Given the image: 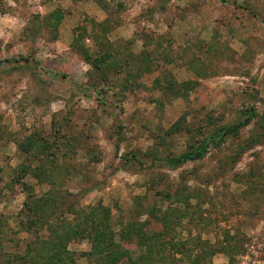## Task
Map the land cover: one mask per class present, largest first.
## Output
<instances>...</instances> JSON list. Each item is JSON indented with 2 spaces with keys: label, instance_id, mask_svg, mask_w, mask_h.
Masks as SVG:
<instances>
[{
  "label": "rangeland",
  "instance_id": "1",
  "mask_svg": "<svg viewBox=\"0 0 264 264\" xmlns=\"http://www.w3.org/2000/svg\"><path fill=\"white\" fill-rule=\"evenodd\" d=\"M263 112L264 0H0V264H264Z\"/></svg>",
  "mask_w": 264,
  "mask_h": 264
},
{
  "label": "trees",
  "instance_id": "2",
  "mask_svg": "<svg viewBox=\"0 0 264 264\" xmlns=\"http://www.w3.org/2000/svg\"><path fill=\"white\" fill-rule=\"evenodd\" d=\"M52 17L55 18L54 20L56 23H59L62 19V16L59 12L53 13ZM49 19L51 20L50 16H49ZM24 61L27 62V60H24ZM255 118H257V114L254 112H251L247 116H245L242 121H240L238 123H234V124H231L229 126H223V127L218 128L217 130L214 131V133L210 137L206 138L197 149L187 151V152L182 153L176 157H172L170 159L164 160L165 166L168 167L169 169H177V168H179V167H181L187 163H194V162L202 161L212 150L217 149L221 144H223L226 139L236 137L240 133V131L242 129L248 127ZM262 118L264 119V112L262 114ZM28 147H30V148H28ZM31 147H32V145L31 146L30 145H28V146L23 145V146H20V149L24 153L28 154L31 151V150H29V149H31ZM40 155L41 154H36L33 159L40 161L39 160ZM38 170L39 171L41 170L42 172H44V169H42V168L40 169V167H37L36 169L33 170L28 164V165H25L23 167L22 174H25V175L30 174V175L35 176L36 173L37 174L39 173V172H37ZM17 181H19V180L17 179ZM45 181H47V184L55 187L54 183L51 184V178L49 176H45ZM27 191H28V196H30V198H31L32 192H30V189H28ZM50 195H51L49 197L50 199H46L47 202L43 201L45 199L39 198L38 200L35 201L31 198V200H32L31 203L34 204L33 206H31V207H33L32 210L37 207L33 213L41 212L43 214V216H42L43 218L47 215L46 219L44 221H42V222H45V224H44L45 226H47L48 222L50 221V219L53 215V213L50 214L51 212H53V208H50V207H54V210H56V209L60 208L62 203L67 201L66 196H60V195L56 196L55 194H53V195L50 194ZM68 197H70V196H68ZM63 200H65V201H63ZM68 200H70V199H68ZM32 210L30 208L28 212L31 213ZM91 210H94L91 213V215L96 216L95 208H93ZM106 217L107 216H104L105 221L107 222L108 219ZM40 219H41V217L39 218V220ZM166 219H167V217L165 216V218L163 220L164 223H166V221L168 222V220H166ZM87 220L89 221V218H87ZM102 221H104V219ZM98 224H99V222L94 220L91 223V225L94 226L93 232L91 233V235H89V234H85V235L87 236V238L91 242V244H93L94 246H96L97 243L101 246H105L104 242L106 239L108 240L109 234L107 232V228L102 231L98 227ZM42 225H43V223H42ZM57 234L60 237H63V235H64L61 230L58 233H55V236ZM71 236H68L67 240H65L66 236L64 235V241L69 242L74 237V236L73 237H71ZM75 239H77V238H75ZM55 240H56V238H55ZM55 240L53 239V242H55ZM154 240L157 242L158 237H155ZM158 244H159V246L157 248H155L154 251H152L153 249H149V251L153 253V254L151 253L152 256H151L149 262H151V261L155 262L156 261V263L163 264L167 260V256H164V253L162 252L165 249V244L164 243H158ZM171 247H173V246H171ZM69 255L70 254L68 252H64L65 257H67ZM41 257L42 256H39V257H37V259L40 258L42 260ZM36 262L38 264H44L42 261L40 262L39 260H36ZM194 264H199V263H194Z\"/></svg>",
  "mask_w": 264,
  "mask_h": 264
}]
</instances>
